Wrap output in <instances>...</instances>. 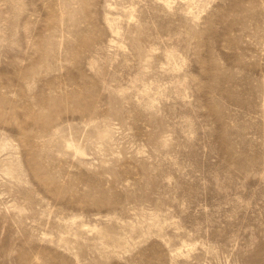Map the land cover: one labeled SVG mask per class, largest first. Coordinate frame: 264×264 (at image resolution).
Here are the masks:
<instances>
[{
    "label": "rangeland",
    "instance_id": "obj_1",
    "mask_svg": "<svg viewBox=\"0 0 264 264\" xmlns=\"http://www.w3.org/2000/svg\"><path fill=\"white\" fill-rule=\"evenodd\" d=\"M0 264H264V0H0Z\"/></svg>",
    "mask_w": 264,
    "mask_h": 264
}]
</instances>
